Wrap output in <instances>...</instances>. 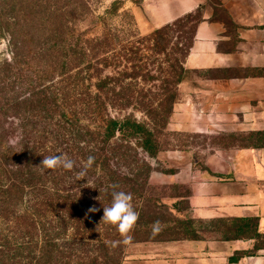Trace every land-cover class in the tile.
<instances>
[{
  "label": "rangeland",
  "instance_id": "rangeland-1",
  "mask_svg": "<svg viewBox=\"0 0 264 264\" xmlns=\"http://www.w3.org/2000/svg\"><path fill=\"white\" fill-rule=\"evenodd\" d=\"M86 1L88 18L75 28L70 7L55 9L62 3L68 5L69 0H0L1 71L7 70V65L11 64V33L21 36L18 39L21 41L19 62L12 70L8 67L9 71L0 74V111L10 114L9 106H14V99L21 100L34 90L47 87H51L48 92L51 95L66 94L67 110L81 111L82 104L73 103L77 94L88 100L98 92L94 86L96 82L116 79L110 84L111 88L115 86V93L131 98L133 103L122 111L111 108L109 113L118 118L132 114L136 119L147 122L155 131L161 152L157 157H151L137 147V157L112 160L110 166L120 176L116 180L99 171L98 163L92 166L84 179L78 177L79 167L72 171L45 169L53 180L49 185L80 192L88 201L93 199L100 186L109 183L119 186L122 176L134 178L139 187L146 182L152 201L146 208H141V203L133 206L137 213L141 209L138 213L141 214V223L135 225L127 236H122L116 226L109 234L103 232L111 244L110 250L121 254L123 259L130 257L135 252V244L140 242L198 237V231L210 229L212 222L198 220L193 214L189 196L194 175L205 169L215 155L232 154L244 148L250 132L219 125L210 127L212 122L208 119L209 124L199 127L210 128L200 129L194 125L195 116L190 120L194 124L181 126L182 123L173 119L176 103L183 100L177 89L178 98L173 111L166 117L161 104L171 93L172 87L167 80L177 78L178 70L179 73L184 71L180 66L184 64L185 67L198 17L192 14L182 18V39L176 40L166 32L156 35L155 30L159 28L149 33L140 29L133 9L141 7L143 0ZM44 17H51L49 24L43 20ZM80 38L85 40L83 47L75 45ZM202 74L183 73L186 79ZM108 93L112 94L111 91ZM10 119L6 126L13 122ZM90 121V125L95 127L100 120L97 123ZM84 122L88 123L85 119ZM17 138L18 135L12 136L8 144ZM66 153L77 165L86 160L77 156V149H68ZM59 154L57 150L48 156ZM157 222L159 226L154 231L153 225Z\"/></svg>",
  "mask_w": 264,
  "mask_h": 264
},
{
  "label": "trees",
  "instance_id": "trees-1",
  "mask_svg": "<svg viewBox=\"0 0 264 264\" xmlns=\"http://www.w3.org/2000/svg\"><path fill=\"white\" fill-rule=\"evenodd\" d=\"M69 1L68 5L62 3L55 9L70 7L69 13L76 28L88 18V2ZM50 18L44 17L43 20L48 23ZM181 22L182 18L177 19L155 30V33L162 35L166 32L169 37L181 40ZM20 37L18 33H11V64L7 65V70L4 68L1 71L0 68V74L9 71L8 67L12 70L19 62ZM84 41L80 38L75 45L83 47ZM190 48L191 45L188 51ZM177 62L179 64V60ZM180 67L184 71L179 73L178 70L177 78L167 80L172 89L161 104L166 117L173 111L179 84L186 80L183 73L190 71L184 64ZM243 74L259 75L262 70L248 69ZM114 82L116 79H100L94 84L98 92L88 100L77 94L73 103H81V111L67 110L69 102L66 94L51 95L48 93L51 87L34 90L21 100L14 99V106H9L11 112L8 115L6 111H0V264L123 263L121 254L110 250L111 244L106 240L105 234L113 232L114 226L102 222L103 209L112 202L109 186L113 184L100 186L93 199L87 201L80 192L60 190L49 185V181H53L49 172L39 167L51 152L59 150L61 154H67L68 149L74 148L77 149V156L84 159L94 156V164L98 163L99 171L116 180L120 176L111 168L112 160L131 159L133 155L137 157V147L151 157L159 155L162 150L160 142L147 122L136 119L132 114L118 118L109 113L111 108L122 111L133 103L131 98L115 93V86H110ZM10 118L13 122L6 126ZM90 120L95 123L100 121L93 127ZM14 135H18V142L12 146L8 141ZM246 139L244 148L264 147V131H250ZM146 189V182L139 187L129 176H122L117 188L130 193L133 206L141 203V208H146L152 201ZM90 208L97 211L89 212ZM140 215L135 225L141 223Z\"/></svg>",
  "mask_w": 264,
  "mask_h": 264
},
{
  "label": "crops",
  "instance_id": "crops-1",
  "mask_svg": "<svg viewBox=\"0 0 264 264\" xmlns=\"http://www.w3.org/2000/svg\"><path fill=\"white\" fill-rule=\"evenodd\" d=\"M133 13L144 33L198 17L185 67L203 74L179 84L176 123L195 116L197 127L264 131V0H143ZM189 200L210 229L137 243L122 264H264V147L215 155L195 173Z\"/></svg>",
  "mask_w": 264,
  "mask_h": 264
},
{
  "label": "clouds",
  "instance_id": "clouds-1",
  "mask_svg": "<svg viewBox=\"0 0 264 264\" xmlns=\"http://www.w3.org/2000/svg\"><path fill=\"white\" fill-rule=\"evenodd\" d=\"M17 140H10V144L15 146ZM95 162V157L89 155L86 160L81 161L80 165L72 160L67 154H59L46 156L39 167L43 169L55 170L63 168L66 171H72L75 167H79L78 177L84 179L87 177L88 171L92 168ZM88 183H90L88 181ZM112 202L109 207H104L102 222L117 227V230L122 236L127 234L134 228L139 219V214L134 209L132 204V195L128 192L117 190L118 185H110ZM89 212L97 211L95 208H90ZM158 222L153 225V230L158 228ZM130 239V237H129Z\"/></svg>",
  "mask_w": 264,
  "mask_h": 264
}]
</instances>
